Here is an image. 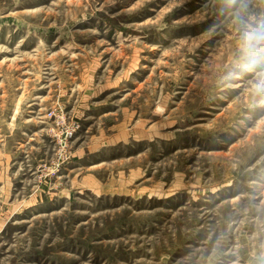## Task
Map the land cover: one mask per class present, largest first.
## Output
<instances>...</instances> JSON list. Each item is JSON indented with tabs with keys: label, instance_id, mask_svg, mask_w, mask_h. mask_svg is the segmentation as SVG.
I'll use <instances>...</instances> for the list:
<instances>
[{
	"label": "rangeland",
	"instance_id": "rangeland-1",
	"mask_svg": "<svg viewBox=\"0 0 264 264\" xmlns=\"http://www.w3.org/2000/svg\"><path fill=\"white\" fill-rule=\"evenodd\" d=\"M264 0H0V264H264Z\"/></svg>",
	"mask_w": 264,
	"mask_h": 264
},
{
	"label": "clouds",
	"instance_id": "clouds-1",
	"mask_svg": "<svg viewBox=\"0 0 264 264\" xmlns=\"http://www.w3.org/2000/svg\"><path fill=\"white\" fill-rule=\"evenodd\" d=\"M241 51L248 57H255L264 54V23L258 27H249L241 37ZM257 94H264V74L253 85Z\"/></svg>",
	"mask_w": 264,
	"mask_h": 264
}]
</instances>
